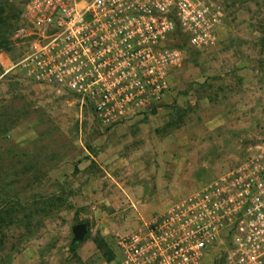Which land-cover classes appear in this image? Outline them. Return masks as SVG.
Instances as JSON below:
<instances>
[{"label":"rangeland","instance_id":"obj_1","mask_svg":"<svg viewBox=\"0 0 264 264\" xmlns=\"http://www.w3.org/2000/svg\"><path fill=\"white\" fill-rule=\"evenodd\" d=\"M9 1L0 21V264H114L118 236L264 148V0H211L225 16L214 43L187 52L154 112L112 128L18 66L30 0ZM83 223L90 237L73 252Z\"/></svg>","mask_w":264,"mask_h":264},{"label":"built area","instance_id":"obj_2","mask_svg":"<svg viewBox=\"0 0 264 264\" xmlns=\"http://www.w3.org/2000/svg\"><path fill=\"white\" fill-rule=\"evenodd\" d=\"M26 13L18 66L105 128L156 110L187 50L213 44L225 17L211 0H30ZM116 249L114 264H264V148L118 236Z\"/></svg>","mask_w":264,"mask_h":264},{"label":"trees","instance_id":"obj_3","mask_svg":"<svg viewBox=\"0 0 264 264\" xmlns=\"http://www.w3.org/2000/svg\"><path fill=\"white\" fill-rule=\"evenodd\" d=\"M12 10V5H11V2L9 0H0V21H2L4 18V16L6 17V15L8 14V12L10 11L11 12ZM7 19V18H6ZM5 31H1V34H0V48L1 47H4L6 45V37H5ZM179 47L181 48H184L185 47V44H182L180 45ZM191 50V49H188L187 52ZM155 111V110H154ZM153 111V112H154ZM90 237V235L87 236L86 240ZM79 244H72L71 245V250L73 252H75L77 246Z\"/></svg>","mask_w":264,"mask_h":264},{"label":"water","instance_id":"obj_4","mask_svg":"<svg viewBox=\"0 0 264 264\" xmlns=\"http://www.w3.org/2000/svg\"><path fill=\"white\" fill-rule=\"evenodd\" d=\"M89 233H90V224L83 223L76 225L73 228L74 239L72 244H80L85 242Z\"/></svg>","mask_w":264,"mask_h":264}]
</instances>
